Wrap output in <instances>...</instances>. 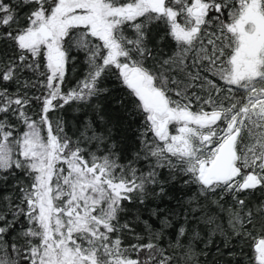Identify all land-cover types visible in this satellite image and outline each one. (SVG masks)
Listing matches in <instances>:
<instances>
[{"label": "snow or ice", "instance_id": "obj_1", "mask_svg": "<svg viewBox=\"0 0 264 264\" xmlns=\"http://www.w3.org/2000/svg\"><path fill=\"white\" fill-rule=\"evenodd\" d=\"M0 264H264V0H0Z\"/></svg>", "mask_w": 264, "mask_h": 264}]
</instances>
